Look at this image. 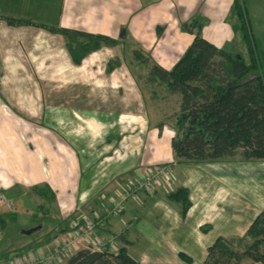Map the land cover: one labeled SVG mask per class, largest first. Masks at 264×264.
<instances>
[{
	"label": "rangeland",
	"instance_id": "374dc122",
	"mask_svg": "<svg viewBox=\"0 0 264 264\" xmlns=\"http://www.w3.org/2000/svg\"><path fill=\"white\" fill-rule=\"evenodd\" d=\"M117 43L121 42L117 40ZM121 44V54L110 61L116 60V66L121 62L128 66L127 74L132 83L128 96L130 103L124 104L121 100L126 94L122 89L100 92L102 100L118 98L117 102L109 104L83 101L86 90V96L94 98L93 89H80L81 97L77 96L72 107L89 109L90 112L85 109L86 112H73L65 109L69 106L66 103L55 102L59 99L61 102L63 98L67 100L69 95L62 89L25 88L19 89L20 95L16 96L20 101L18 106L31 113L32 118L29 114L21 118L14 115L12 109L1 107L0 139L5 141L0 143V148L5 151V163L12 161L10 144L15 145L16 153L17 148L21 149L23 158L20 156L16 162L18 172L13 185L5 191L0 189L14 202L12 210L0 207V216L5 218V221H0V264H9L12 256L30 253L31 246L45 239L50 241L54 236L70 240L69 252H63L56 264H65L68 256L80 248L108 245L115 251L121 238L125 237L133 243L136 241L133 247H129L132 257L145 253L150 256L146 264H171L175 256L172 258L169 250L181 243L177 226L180 205L168 201L165 195L185 181L189 182L193 195L200 192L197 198L193 197L195 208L185 229L190 241L188 250L197 264L205 252L204 246L211 244L216 236L237 234L238 231L234 221L224 216L222 208L225 207H209L205 204L207 200H222L224 188L230 186L228 181L231 183V179L237 176L246 180L249 195L262 193L264 198V160L245 162L235 156L192 162L173 157L168 138L174 133L170 124L178 110L179 95L170 93L164 84L148 81L152 63L159 64L161 59L154 53V47L146 50L136 44ZM226 48L245 53L238 35ZM135 50L140 51L138 58ZM53 91L58 97H52ZM49 100L54 102L48 103ZM14 104L16 106V102ZM32 111H42V114ZM125 111L131 117L126 122L128 125L118 128L122 131L119 134L115 128L116 115H124ZM159 122L165 123L162 129L165 140L160 142L159 150L168 156L154 162H143V132L156 127ZM65 149L70 152V157ZM159 169L165 174L158 173L154 178V171ZM0 171L3 170L0 168ZM6 173L0 177L7 176ZM146 176L152 178L149 185L141 182ZM47 180L52 184L51 190L55 195L52 203H46L33 190L35 185H48ZM155 203L151 211L158 214V220L152 236L139 241L135 228L143 223L149 204ZM44 204L49 207L46 213L39 208ZM205 222H210L213 227L207 235L198 230V226Z\"/></svg>",
	"mask_w": 264,
	"mask_h": 264
},
{
	"label": "crops",
	"instance_id": "0c3cea01",
	"mask_svg": "<svg viewBox=\"0 0 264 264\" xmlns=\"http://www.w3.org/2000/svg\"><path fill=\"white\" fill-rule=\"evenodd\" d=\"M232 3L233 0H0V15L31 19L54 27L104 34L117 39L118 42L136 44L146 50L154 47V53L161 57L158 61L159 64L169 69L192 42L193 35L182 31L180 25L189 21L193 16L198 15L204 19L201 34L218 47L231 44L232 40L240 35L238 22L231 14ZM246 8L257 45L264 48V0H247ZM160 41L162 42L160 43ZM121 43L113 46H103L87 54L79 64H75L67 50L64 35L51 32L41 26L11 25L0 18V112L1 107H7L12 109L14 111L12 113L16 116L22 118L24 114H29L28 116L31 117V113H27L20 105L18 106L20 101L16 97L20 95L19 89L25 88L62 89L66 92V95H69L66 96L67 100L63 98L61 102L60 99L55 102L66 103L70 107H65V109L73 112H75L74 110L80 112L89 110L72 107V104L75 101L77 102V96L81 97L79 94L80 89H93L92 95L94 98L86 96L88 90L82 98L83 101L88 103L91 101L105 104L113 101L117 102L118 98L115 99L114 97L101 99L99 94L105 89L124 90L126 94L121 100L124 101V104L126 102L130 103L131 101L128 102L130 98L128 96L132 83L127 74L128 66L121 62L110 71L107 70L108 62L121 54L123 49ZM131 55L134 56L133 51ZM164 58L169 60L165 61ZM52 93V97L57 96L54 94L55 91ZM75 93L77 95L72 96ZM53 102L49 100L48 103ZM33 113L39 115L42 114V111ZM124 113V115L121 113L116 115L115 128L117 131L119 127L129 124L126 122L131 116L126 111ZM106 114L110 113L107 112ZM162 129L159 130L154 127L145 130V133L143 132L144 142L142 143L141 156L143 162H154L160 160L163 156H168L159 150L160 142L165 140V134L162 132L164 130ZM121 132L118 131L119 134ZM171 137L170 135L168 143L172 154ZM3 141H5L3 138L0 139V143H3ZM9 148L13 152L9 154L12 159L10 163H5V151L0 148V168L3 170L0 171V176L5 174V171L7 172V176L0 177V189L2 188L4 191L5 188L12 186L14 178H17L16 162L23 155L20 148H17L16 153L14 144H10ZM65 151L67 150L65 149ZM67 155L70 157V152L67 151ZM21 158L23 157L21 156ZM69 160L70 158L68 162ZM65 178L68 180L67 176ZM229 182L227 185L230 186L225 187L223 190L225 192L222 200L211 199L205 203L212 208L215 205L220 208L225 207L226 210L222 208L224 216H227L231 222L234 221V227L238 230L237 234L218 235L226 238L242 236L252 219L264 207L262 193L259 195L255 192L252 193L253 195H249L246 192V180L243 177L237 176V178L231 179V183ZM47 183L53 189L49 180H47ZM182 185L189 189L192 206L184 218L177 217L178 220L180 219L177 226L180 229L181 243L175 246L170 245L173 247L170 248L169 252L172 258L175 256V260L171 264H195L196 260L188 250L190 241L187 239V230L185 229H187L186 223L189 216L194 212L195 202L193 197L197 198L200 192L193 195L188 181L183 182ZM233 190H236V193ZM0 192L3 191L0 190ZM202 193H205V191L202 190ZM5 194L7 195V193ZM207 195L209 199L208 192ZM150 204L143 215V223L139 225L138 229L135 228L137 230L136 237L140 239L139 241L151 238L153 227L158 220V214L151 211L156 203L151 206ZM145 219H149L150 223L146 222ZM152 220L155 221L154 224H152ZM202 224L198 226L199 232H201L199 227ZM212 228L211 224V228L206 233H201L207 235ZM57 237L54 236L50 241L45 239L41 243L31 246L30 253L40 254L49 247H53ZM125 238H121L120 246H126L129 252V247H133L136 241L133 243L129 237ZM209 245L204 246L205 252L197 264H202L206 256V248ZM178 252L190 256L192 262L186 263L181 260ZM140 255L142 256L134 258L142 264L149 262V255L145 253Z\"/></svg>",
	"mask_w": 264,
	"mask_h": 264
},
{
	"label": "trees",
	"instance_id": "16d2710c",
	"mask_svg": "<svg viewBox=\"0 0 264 264\" xmlns=\"http://www.w3.org/2000/svg\"><path fill=\"white\" fill-rule=\"evenodd\" d=\"M247 0H233L231 14L238 22L239 37L245 53L218 47L202 36L204 19L193 16L180 25L182 31L193 35L170 69L153 62L148 81L164 84L167 90L179 95L178 110L170 128L173 157L192 162H206L237 156L241 161L264 160V48L257 45L246 8ZM11 25L41 26L66 38V47L75 64L102 46L117 43L104 34L54 27L31 19L0 15ZM138 58L139 50L134 51ZM146 60V58H143ZM116 61V60H114ZM109 61L107 70L117 63ZM165 125L159 122L161 130ZM33 190L46 203L55 195L49 185H35ZM165 198L180 205L185 217L192 206L189 189L183 185L166 193ZM46 213L48 206L41 205ZM14 218V217H13ZM0 221L5 218L0 216ZM210 223L199 229L206 233ZM2 255H0L1 258ZM19 254L10 258V260ZM178 256L186 263L192 258L183 252ZM9 260V261H10ZM264 264V207L252 219L242 236H218L207 246L202 264ZM65 264H142L132 257L126 246L115 251L108 245L102 248H80L66 259Z\"/></svg>",
	"mask_w": 264,
	"mask_h": 264
},
{
	"label": "built area",
	"instance_id": "2783aa9c",
	"mask_svg": "<svg viewBox=\"0 0 264 264\" xmlns=\"http://www.w3.org/2000/svg\"><path fill=\"white\" fill-rule=\"evenodd\" d=\"M168 171V168H166ZM155 177H158V173L165 174L164 170L159 169L154 171ZM151 177H144L142 183L144 185H149L151 183ZM139 184V181H138ZM0 207L5 210H12L14 207V202L5 193L0 192ZM61 238V237H60ZM57 237L56 242L53 247H49L46 251L40 254L26 253L23 255L16 256L11 259L9 264H56L61 260V255L63 252H69L70 250V240L65 238ZM69 238V237H68Z\"/></svg>",
	"mask_w": 264,
	"mask_h": 264
},
{
	"label": "water",
	"instance_id": "95a60500",
	"mask_svg": "<svg viewBox=\"0 0 264 264\" xmlns=\"http://www.w3.org/2000/svg\"><path fill=\"white\" fill-rule=\"evenodd\" d=\"M29 232V231H28Z\"/></svg>",
	"mask_w": 264,
	"mask_h": 264
}]
</instances>
